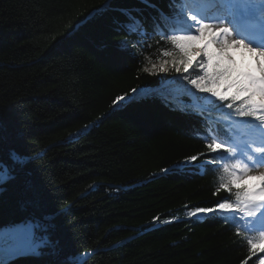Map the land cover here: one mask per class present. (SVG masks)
<instances>
[{
	"label": "trees",
	"instance_id": "16d2710c",
	"mask_svg": "<svg viewBox=\"0 0 264 264\" xmlns=\"http://www.w3.org/2000/svg\"><path fill=\"white\" fill-rule=\"evenodd\" d=\"M178 3L0 0V166L11 170L0 182V229L32 227L31 242L18 248L0 240L16 253L3 264H241L248 258L250 234L237 235L216 214L187 215L193 206L221 200L216 188L225 162L207 165L218 184L181 167L192 155L199 159L191 171L218 157L206 142L225 138L223 117L235 114V105L229 109L230 101L188 86L187 74L143 71L148 60L172 50L161 36L171 34L167 22ZM131 17L142 26L135 33L126 25ZM117 96L125 100L114 105ZM212 110L215 115H204ZM194 115L215 128L196 134Z\"/></svg>",
	"mask_w": 264,
	"mask_h": 264
},
{
	"label": "snow or ice",
	"instance_id": "6c2138e0",
	"mask_svg": "<svg viewBox=\"0 0 264 264\" xmlns=\"http://www.w3.org/2000/svg\"><path fill=\"white\" fill-rule=\"evenodd\" d=\"M149 7L155 5L149 4ZM176 20L179 26L174 25L171 34L161 36L172 46L171 51L165 50L162 55L171 59L152 64L143 71L174 70L187 74L183 78L199 92L208 93L221 102L230 101L229 109L235 105L236 116L248 118L246 127L250 133L243 146L219 137L207 140L208 151L218 153L217 158L207 163L225 158L235 161L223 163L224 175L216 189L231 195L218 200L213 207L193 206L187 215L216 214L225 223L235 222L237 235L243 231L255 233L246 238L248 258L241 264H248L252 257L257 258L258 264H264V257L257 255L264 254V171H255L264 168V0H200L199 3L184 0L178 3ZM140 27L131 17L128 30L135 33ZM126 43L123 42L122 47ZM190 69L195 73L191 79ZM124 100L125 96H117L113 104ZM12 159L18 158L13 154ZM198 159L197 155L187 157L189 162ZM10 172L6 165L0 166V182L9 179Z\"/></svg>",
	"mask_w": 264,
	"mask_h": 264
},
{
	"label": "rangeland",
	"instance_id": "374dc122",
	"mask_svg": "<svg viewBox=\"0 0 264 264\" xmlns=\"http://www.w3.org/2000/svg\"><path fill=\"white\" fill-rule=\"evenodd\" d=\"M170 60L171 57H162L160 59L156 60H148L146 67H151L152 64H159L162 60ZM171 71V70H170ZM191 71V70H190ZM169 72V71H168ZM193 75H190V79L193 78ZM187 85L190 87H193L189 82H187ZM255 171H264L263 168H259ZM31 223H16L11 226L1 228L0 229V240L5 243V245L13 248H18L17 246L25 245L27 242H31V231L32 227L30 226ZM15 243V245H12Z\"/></svg>",
	"mask_w": 264,
	"mask_h": 264
},
{
	"label": "bare ground",
	"instance_id": "6f19581e",
	"mask_svg": "<svg viewBox=\"0 0 264 264\" xmlns=\"http://www.w3.org/2000/svg\"><path fill=\"white\" fill-rule=\"evenodd\" d=\"M168 24H172V25H174L175 24V22H173V21H171L170 20V22H167V25ZM126 25H127V28H128V24L126 23ZM163 32H165V30L163 31ZM178 106H184V104L183 103H179L178 104ZM200 111L197 113V114H199L202 110L201 109H199ZM183 113L185 114V115H187V116H189V117H191V110H188V108L187 107H184V111H183ZM193 164H191V162H187L186 164H184V165H181V167H183V171L185 172V173H187V174H191V172H193V170L194 171H196V173L197 174H200V175H204V174H207L208 176H206L207 178H208V181L209 182H212V184H218V182H220V178H221V175H220V178L219 177H217V179H216V175H215V173H213V171H211L210 170V172L208 171V166L207 165H199V166H197V167H194L193 169H192V171H191V166H192ZM219 185V184H218ZM216 188V187H215ZM217 189V188H216ZM216 193V192H215ZM217 193H219V198H221L222 199V195H221V193L220 192H217ZM227 195L229 194L228 192L226 193ZM221 196V197H220ZM234 197V196H233ZM219 198H217L216 200H215V202L219 199ZM223 198H225V196L223 197ZM210 214V213H209ZM216 217V216H215ZM231 217H229V220L231 221V219H230ZM237 219H239V217H237ZM223 220V219H222ZM216 221L217 222H219V223H223V222H221L220 220H218L217 219V217H216ZM224 221V220H223ZM241 224H243V222L241 221ZM223 225V224H222ZM227 226L232 230V231H234L232 228L233 227H236V225H235V222H230V223H227ZM8 227V226H7ZM5 228V227H4ZM243 232H245V231H243ZM238 239V241L240 242H238L237 244L240 246L241 244H242V241H243V239L241 240V239H239V238H237ZM244 242V241H243ZM245 243V242H244ZM252 259V258H251Z\"/></svg>",
	"mask_w": 264,
	"mask_h": 264
}]
</instances>
